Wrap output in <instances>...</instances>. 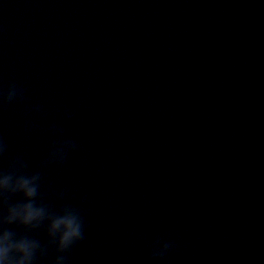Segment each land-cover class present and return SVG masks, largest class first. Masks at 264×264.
I'll use <instances>...</instances> for the list:
<instances>
[{
  "label": "water",
  "instance_id": "1",
  "mask_svg": "<svg viewBox=\"0 0 264 264\" xmlns=\"http://www.w3.org/2000/svg\"><path fill=\"white\" fill-rule=\"evenodd\" d=\"M11 83L8 158L37 168L52 124L78 144L44 172L84 218L69 264H145L162 236L159 264H264V0H0Z\"/></svg>",
  "mask_w": 264,
  "mask_h": 264
},
{
  "label": "clouds",
  "instance_id": "2",
  "mask_svg": "<svg viewBox=\"0 0 264 264\" xmlns=\"http://www.w3.org/2000/svg\"><path fill=\"white\" fill-rule=\"evenodd\" d=\"M26 90L15 83L0 87V114L13 104H24ZM43 113L40 104L29 106L24 112V132L38 131L33 117ZM64 121L72 120V113H63ZM49 137L57 139L49 144L48 152L39 166L29 170L22 156L8 158V144L0 134V264H69L72 250L85 239V223L80 207L62 203L70 199L67 189L49 193L44 190V172L51 167H63L67 158L79 150L78 144L64 136L63 127L52 124ZM83 203V198H81ZM60 204L59 207L56 205ZM43 232L44 242L38 238ZM176 243L167 237L152 241L145 264H159L174 253Z\"/></svg>",
  "mask_w": 264,
  "mask_h": 264
}]
</instances>
